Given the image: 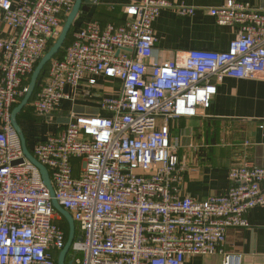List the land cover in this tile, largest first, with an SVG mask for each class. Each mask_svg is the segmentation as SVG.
<instances>
[{
  "label": "built area",
  "instance_id": "1",
  "mask_svg": "<svg viewBox=\"0 0 264 264\" xmlns=\"http://www.w3.org/2000/svg\"><path fill=\"white\" fill-rule=\"evenodd\" d=\"M75 2L0 0L9 29L0 24V264H57L67 242L11 115ZM171 6L180 16L196 9L132 0L119 25L90 19L75 28L29 102L36 116L56 125L30 150L75 220L72 264H185L216 254L222 264H242L224 248L227 231L248 227V212L264 206V167L236 163L225 192L197 199L184 190L189 161L170 124L208 109L224 78L264 77V7L237 0L208 7L219 24L239 27L229 48L160 60L154 21ZM99 84L109 91L92 93ZM80 101L93 111L77 113ZM60 116L69 123H55Z\"/></svg>",
  "mask_w": 264,
  "mask_h": 264
},
{
  "label": "crops",
  "instance_id": "2",
  "mask_svg": "<svg viewBox=\"0 0 264 264\" xmlns=\"http://www.w3.org/2000/svg\"><path fill=\"white\" fill-rule=\"evenodd\" d=\"M132 0H91L77 21V27L96 13L121 22L126 17L125 5ZM173 5L195 7L191 15L180 16L176 7L163 8L154 21L155 56L160 60L181 58L190 49L225 51L237 36L239 27L221 25L207 8L226 0H170ZM264 7V0H237ZM0 14V24H2ZM3 29L9 32L3 23ZM76 27V28H77ZM102 83V82H100ZM218 91L210 107L194 117L172 120L171 138L179 152L188 158L189 168L184 190L187 194L205 199L225 192L230 185L229 170L242 161L264 167V77H226L217 84ZM109 91L105 84L97 85L92 93ZM81 111H93L88 102L80 101ZM74 107V109L77 107ZM44 130L32 133L36 142L56 125L41 121ZM42 128V127H41ZM249 226L227 231L225 250L241 256L242 264H264V206L248 212ZM223 255L190 257L185 264H222Z\"/></svg>",
  "mask_w": 264,
  "mask_h": 264
},
{
  "label": "water",
  "instance_id": "3",
  "mask_svg": "<svg viewBox=\"0 0 264 264\" xmlns=\"http://www.w3.org/2000/svg\"><path fill=\"white\" fill-rule=\"evenodd\" d=\"M91 2V0H76L71 12L68 14V16L65 19L62 31L58 39L53 43V45L49 48V50L46 52V54L41 58V60L38 62L37 66L35 67L30 83L28 85L27 91L21 100V102L13 109L11 120L12 124L15 127L16 131L18 132L24 155L27 159H29L35 166L38 167L40 170V173L42 175V179L46 186L48 187L51 196H52V202L54 207L57 209V211L60 213L61 218L65 219L68 223V237L65 247L60 251L57 264H66V260L68 256H70V251L72 248V244L74 240L76 239L77 234V226L75 223L74 218L72 217L71 213L65 209L62 205L59 204L57 199L55 198V190L52 184L50 172L48 168L41 163L31 152V150L28 147L27 143V137L24 132V129L21 126V123L19 121V114L22 112V110L29 104L31 101L33 94L36 90L37 85L40 83V77L45 74L46 66L50 63V61L60 52V50L65 46L66 41L69 37L70 32L73 29L74 22L77 19L79 13L82 10V6L85 3ZM81 109H84L83 106H78L75 108V111L77 113L82 112ZM70 121V117L67 116H60L57 117L54 122L60 123V124H67ZM22 161V160H20ZM18 161H15L16 163Z\"/></svg>",
  "mask_w": 264,
  "mask_h": 264
},
{
  "label": "trees",
  "instance_id": "4",
  "mask_svg": "<svg viewBox=\"0 0 264 264\" xmlns=\"http://www.w3.org/2000/svg\"><path fill=\"white\" fill-rule=\"evenodd\" d=\"M85 10H86V4H84V5L82 6V10H81V12L79 13L77 19H76L75 22H74L73 29H72V31H71L70 34H69V37H68V39H67V41H66L65 46H64V47L60 50V52L56 55L57 58H60V57L63 56L64 51H65V47H66L67 45H69L70 42L72 41V33H73V31L75 30V28L77 27V21H78V19L80 18V16L82 15L83 11H85ZM125 18H126V17H125ZM125 18H124V20H125ZM92 19H93V20H98V21H99L100 23H102L103 25H106V24L110 23L109 21H112L110 18H108V17L102 15V13H96ZM124 20H123V21H124ZM123 21H121V22H114V24H118V25H119V24L123 23ZM52 44H53V42L51 43V45H52ZM51 45H50V47H51ZM36 66H37V65H36ZM48 68H49V64L46 66L45 74L42 75V76L40 77V83L37 85V87H36V91L40 88L41 84L43 83V81H44V79H45V77H46V75H47ZM31 76H32V75L29 76V79H28V81H27V84H28V85H29V83H30ZM18 118H19V121H20V123H21V126H22V128L24 129V132H25V134H26L28 147H29V149H30V148H32V145H33V143H34V141L31 139L32 133H33V132H37V131L41 132V131L44 130L43 128H45L44 125H42V128H41V126L39 125V123H40L41 121H43V119H42L41 117H38V116H36V115L34 114L33 109L31 108L30 104H28V105L22 110V112L19 114ZM30 140H31V141H30ZM59 222H60L61 226L64 228V230H65V232H66V237H68V223H67V221H66L65 219H61ZM58 256H59V253L56 254V260L58 259ZM71 260H72V258H71V255H70V256H68V258H67V260H66V264H72V263H71Z\"/></svg>",
  "mask_w": 264,
  "mask_h": 264
},
{
  "label": "rangeland",
  "instance_id": "5",
  "mask_svg": "<svg viewBox=\"0 0 264 264\" xmlns=\"http://www.w3.org/2000/svg\"><path fill=\"white\" fill-rule=\"evenodd\" d=\"M42 127V126H41ZM31 139H32V137H31ZM31 141V140H30ZM211 256H213V255H211Z\"/></svg>",
  "mask_w": 264,
  "mask_h": 264
}]
</instances>
